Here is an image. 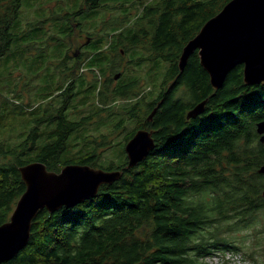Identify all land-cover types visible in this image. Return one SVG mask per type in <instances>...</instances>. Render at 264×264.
<instances>
[{
	"label": "trees",
	"instance_id": "16d2710c",
	"mask_svg": "<svg viewBox=\"0 0 264 264\" xmlns=\"http://www.w3.org/2000/svg\"><path fill=\"white\" fill-rule=\"evenodd\" d=\"M229 1L145 3L133 25L124 29H131L128 35L122 29L110 35L117 40L107 46L113 59L106 71L114 73L117 62L122 67L123 52L133 47L169 64L158 96L139 97L123 112L135 124L125 145L141 128L152 131L155 141L154 149L135 166H128L126 152L123 163H101L105 149L112 148L105 135L93 139L94 149L66 155L73 131L91 117L73 121L66 115L76 79L61 92L62 105L47 116L56 120L50 134L44 137L40 127L33 126L21 143L0 146V225L10 219L26 189L19 167L28 162H44L57 172L67 164L123 171L120 179L101 185L93 198L54 212L40 210L28 244L0 264H210L206 258L218 251L240 250L232 233L253 226L264 211V174L258 171L264 164V142L256 130V123L264 120V82L247 85L244 66L238 65L224 86L215 89L198 51L183 71L179 68L185 45ZM21 5L22 0H0V57L11 48L15 35L10 28ZM101 6V0H84L80 12ZM87 34L89 43L95 42L94 35ZM72 58L81 70L85 59L92 62V53ZM106 71L99 76L106 88L100 92L105 103L111 95L131 94L137 80L112 87V77L103 80ZM205 99L206 110L188 119V110Z\"/></svg>",
	"mask_w": 264,
	"mask_h": 264
},
{
	"label": "rangeland",
	"instance_id": "374dc122",
	"mask_svg": "<svg viewBox=\"0 0 264 264\" xmlns=\"http://www.w3.org/2000/svg\"><path fill=\"white\" fill-rule=\"evenodd\" d=\"M156 1L101 0V7L80 12L84 0H22L19 17L10 28L15 38L10 50L0 57V146L10 148L21 143L33 126H39L44 137L50 134L56 120L48 117L62 105L61 92L68 82L76 79L66 115L73 121L91 117L73 131L66 155L94 149L93 139L100 141L105 135L112 140V148L105 149L101 163H123L124 139L135 126L123 112L139 97L151 100L158 96L169 64L162 59L151 60L149 51L133 47L123 52L122 67L117 62L112 73L111 68L106 71L113 59L107 46L117 40L116 35H110L131 27L141 7ZM130 30H124V35ZM87 33L94 35L95 42L81 49L90 38ZM83 51L92 53V62L85 59L80 70L72 57ZM105 71L103 80L112 77V87L118 81L138 82L130 95H111L105 103L100 92L106 88L99 80ZM257 216L253 226L232 233V240L240 247L238 252L218 251L206 260L210 264H264V211Z\"/></svg>",
	"mask_w": 264,
	"mask_h": 264
},
{
	"label": "water",
	"instance_id": "95a60500",
	"mask_svg": "<svg viewBox=\"0 0 264 264\" xmlns=\"http://www.w3.org/2000/svg\"><path fill=\"white\" fill-rule=\"evenodd\" d=\"M195 51L199 52L201 65L215 89L224 86L227 76L238 65L244 66L247 85L264 82V0L229 1L185 45L179 60L181 71ZM206 103L207 99L188 110L187 118L202 114ZM159 105L148 120L153 118ZM256 130L264 142V120L256 123ZM154 147L152 131L138 129L125 145L128 166L146 159ZM19 171L26 189L10 219L0 225V263L11 259L28 244L32 222L40 210L54 212L93 198L101 185L110 184L123 174L120 169L106 170L88 164H67L57 172L49 170L41 161L28 162ZM258 171L264 174V164ZM262 194L264 197V191Z\"/></svg>",
	"mask_w": 264,
	"mask_h": 264
},
{
	"label": "flooded vegetation",
	"instance_id": "af4514ba",
	"mask_svg": "<svg viewBox=\"0 0 264 264\" xmlns=\"http://www.w3.org/2000/svg\"><path fill=\"white\" fill-rule=\"evenodd\" d=\"M87 39H88V37H87ZM87 39H86V41H85V42H83V43L80 45L81 49L83 48V46H84V45H86V44H88V43H89V39H88V40H87ZM87 42H88V43H87ZM75 56H76V55H75Z\"/></svg>",
	"mask_w": 264,
	"mask_h": 264
},
{
	"label": "built area",
	"instance_id": "2783aa9c",
	"mask_svg": "<svg viewBox=\"0 0 264 264\" xmlns=\"http://www.w3.org/2000/svg\"><path fill=\"white\" fill-rule=\"evenodd\" d=\"M229 259V258H228Z\"/></svg>",
	"mask_w": 264,
	"mask_h": 264
}]
</instances>
